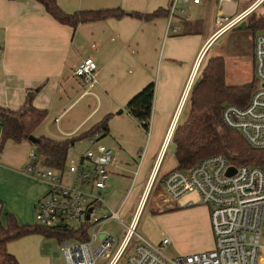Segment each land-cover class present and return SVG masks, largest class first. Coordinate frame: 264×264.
<instances>
[{
    "label": "crops",
    "instance_id": "obj_1",
    "mask_svg": "<svg viewBox=\"0 0 264 264\" xmlns=\"http://www.w3.org/2000/svg\"><path fill=\"white\" fill-rule=\"evenodd\" d=\"M57 1L68 12L69 6L64 0ZM255 1L250 0L249 5L240 8L241 0H224L222 11L224 13L226 5L225 15L234 18L245 13ZM172 2L147 0L141 5L122 4L125 9L105 7H119L127 14L72 27L59 22L37 0H0V107L18 110L32 95L34 105L46 109L49 115L61 107L68 106L64 112L74 108L88 95L97 97L98 105L76 129L65 131L60 128L70 137L99 112L103 102L98 92H104V114L88 124L83 132L110 115V131L94 145L89 140L91 137L86 138L90 145L88 149L96 150L99 144L112 149L116 162L110 167L108 180L122 182L133 176L132 190L140 191L135 210L139 214L149 191L155 186L152 175L156 169L159 170L157 182L177 167L171 152L172 142L166 150L163 147L185 112L188 97L183 99V95L199 55L207 52L224 33L216 34L215 20L221 0H201L199 4L178 2V7L186 9V17L182 21H173L180 27L178 33L168 34V10ZM158 9L166 13L150 20L131 14H148ZM191 13L201 14L200 19H192ZM87 57L94 58L99 66L97 82L93 85L78 81L73 75L74 69ZM131 60L136 71L125 77L122 75L124 63ZM152 82L155 83V97L150 130L145 135V129L126 109L120 114L116 111L125 108L134 95ZM126 119L134 120L131 129L121 125L120 120ZM55 120L59 123L60 117ZM43 122L33 133L38 138L48 137L42 135ZM65 136L51 139H67ZM0 138H3L1 124ZM169 150L171 164L162 172ZM35 152L36 146L31 141L3 140L0 144V224L5 223L7 213L16 216L21 224L37 223L39 202L51 187L25 172L34 162ZM134 155L139 158L132 162L130 159ZM40 159L38 161L42 163ZM172 203L166 209L158 210L156 215L152 214V220L161 230L160 238L155 241L160 243L168 237L170 243L165 249L170 246L179 257L214 248L210 208L202 203L201 197L198 201L190 200L185 206ZM50 239L40 233L29 234L10 240L7 249L20 264H52Z\"/></svg>",
    "mask_w": 264,
    "mask_h": 264
},
{
    "label": "built area",
    "instance_id": "obj_2",
    "mask_svg": "<svg viewBox=\"0 0 264 264\" xmlns=\"http://www.w3.org/2000/svg\"><path fill=\"white\" fill-rule=\"evenodd\" d=\"M199 4L201 0H173L168 10V34L178 33L186 9L178 2ZM221 0L216 15L217 33L225 32L239 24L246 16L264 5L256 0L249 9L234 18L222 11ZM2 49L0 48V55ZM206 51L194 65L183 99L188 97L200 71ZM99 66L94 58L87 57L74 69L78 81L89 85L97 82ZM254 77L258 86L246 106L234 103L225 105L223 123L236 131L256 149H264V31L254 37ZM166 139L163 150L171 141ZM94 145L98 135L91 137ZM2 140L0 138V144ZM25 172L50 185V191L40 200L36 221L39 225L64 233L59 241L67 264H264V245L261 243L264 217V167L231 164L224 155H212L199 161L189 170L173 169L162 179L166 199L176 201L191 191H198L202 203L210 208L215 246L210 250L170 258L164 249L170 243L165 237L153 244L137 232L139 212L134 213L129 224L120 219L119 212L106 209L103 193L107 189L110 167L116 158L111 148L99 144L96 150L88 149L78 161L72 158L64 171L45 166L36 160ZM230 167L235 172L228 174ZM158 169L152 175L156 183ZM186 171V172H183ZM160 179V180H161ZM191 204V203H190ZM97 207L102 214H97ZM92 209V211H90ZM89 215V218L87 217ZM117 218L126 227L123 240L114 251L115 236L101 230L103 219Z\"/></svg>",
    "mask_w": 264,
    "mask_h": 264
},
{
    "label": "trees",
    "instance_id": "obj_3",
    "mask_svg": "<svg viewBox=\"0 0 264 264\" xmlns=\"http://www.w3.org/2000/svg\"><path fill=\"white\" fill-rule=\"evenodd\" d=\"M59 22L77 27L82 23L95 22L108 18H121L127 14L122 8L85 9L73 13L66 12L57 0H37ZM264 7V5H263ZM165 10L158 9L153 13L132 12L133 16L142 19H154L164 15ZM247 18L248 26L264 31V9L259 14L252 12ZM225 59L222 56L207 60L198 76L199 81L192 86L188 95L187 113L175 127L171 138L176 144L174 157L178 170H189L202 159L212 155H224L231 164L255 165L264 167V149H256L248 144L242 135L227 127L222 120V111L226 104L234 103L246 106L252 93L258 86L254 77L251 82L242 85H229L226 82ZM155 97V83H149L126 104L125 109L142 127L150 130L151 115ZM185 113V112H184ZM48 111L40 109L29 96L18 110L0 107V124L3 138L16 143L30 141L35 129L47 118ZM107 115L90 130L82 132L75 138L55 140L40 137L36 146V160L60 171L67 168L69 152L77 139H86L98 135V139L110 131ZM162 183V179L160 180ZM40 233L46 237L61 240L64 233L49 227L35 224H21L16 216L6 214L5 223L0 224V264H20L16 256L7 249L10 240L25 235Z\"/></svg>",
    "mask_w": 264,
    "mask_h": 264
},
{
    "label": "rangeland",
    "instance_id": "obj_4",
    "mask_svg": "<svg viewBox=\"0 0 264 264\" xmlns=\"http://www.w3.org/2000/svg\"><path fill=\"white\" fill-rule=\"evenodd\" d=\"M144 1L147 0H68V2L64 0V3L69 6L68 12L73 13L79 10L101 9L111 6H121L125 9L122 4L141 5ZM249 1L250 0H241V2H239V7H246L250 4ZM229 7L230 6H228V8ZM263 9L264 7L262 6L256 11V13L259 14L263 11ZM226 11V5H224V14L226 13ZM191 17L194 20H198L200 19L201 14L191 13ZM245 21L248 23L250 19L247 18ZM259 31L260 30L254 28L251 25L248 26L247 24L246 26H240L239 24L231 30L228 29L227 31L222 33L216 39L217 41L213 42L208 48L206 52L207 55L205 54L206 56L201 63L198 75H201V70L209 58L220 55L225 59V77L226 82L229 85H242L251 82L254 77V37ZM124 64L126 65L122 69L123 76L128 77L130 74H133L136 71L135 65L133 64L132 60L126 61ZM98 93L103 103L99 109V112L95 116H93L92 120L88 124H91V122H95L97 118L104 114L103 112L105 110V102L103 100L105 99V93ZM97 101V97L88 95L82 100L79 105L75 106L72 109H67L66 112H64V110L68 108V106L61 107L54 113H49L48 117L42 124V126L44 127L42 135L48 136L50 138H64L65 135L64 133H62L61 129L65 131L76 129L81 120L85 118L98 105ZM86 103L88 104V106H85ZM188 103L181 120H183L185 114L187 113ZM119 111L120 109L117 110L116 113L118 114ZM62 112L64 113L62 114ZM56 117H60L59 123L56 122ZM120 121L121 125L128 129H131L133 125L132 123H135L132 119L130 121L127 119ZM135 121L137 120L135 119ZM88 124H86L79 132L71 135L70 137L65 136V138L77 137L87 128ZM145 133V135H147L146 130ZM75 143V146L72 147V150H70L69 152L67 162H69L72 158L78 161L79 156L82 155V153L86 152L90 146L87 139H77ZM91 148L95 147L91 146ZM171 155L172 153L169 150L162 167V172L166 168H168V166H170V158L172 157ZM137 157L139 158L138 155H134L130 160L133 162V160H135L134 158ZM132 181L133 176L128 177L127 180L124 179V181L122 182L117 181V179L114 180L110 178L108 180L107 189L103 193V197L105 199V203L103 205L105 206V208H110L112 211L119 212L120 219L126 224L130 223V220L138 206L140 198V191L137 188L132 190ZM162 194H164V189L162 187V183L158 179V181L155 183L154 188L149 191L143 203L138 221L139 224L137 227V232L153 244H159V242L157 243L155 240H158L160 238L161 230L159 229L160 226H158L156 222L152 220V214L156 215L157 212H159L158 210H164L168 206L173 205L172 201L166 199V195L162 196ZM199 199L200 195L198 191L193 190L189 194H186L182 198L173 202H177L185 206L190 200L198 201ZM96 213L102 214L103 211H101L99 207H97ZM149 217L150 220L148 221ZM100 226L102 231L111 233L115 236L117 240V243L113 249L115 251L120 242L123 240L126 227L117 218H110L108 220L103 219ZM59 241L60 240L55 237L50 239L52 264H67ZM261 243L262 245H264V217ZM164 252L170 258L179 257L174 253L173 249L170 246L164 249ZM96 264H104V262L102 260H98L96 261Z\"/></svg>",
    "mask_w": 264,
    "mask_h": 264
},
{
    "label": "water",
    "instance_id": "obj_5",
    "mask_svg": "<svg viewBox=\"0 0 264 264\" xmlns=\"http://www.w3.org/2000/svg\"><path fill=\"white\" fill-rule=\"evenodd\" d=\"M247 25V22L246 21H243L241 24H240V26H246ZM199 81V79L197 78V80L195 81V84L197 83ZM125 110V108H123V109H120V111L118 112L119 114L120 113H122L123 111ZM29 140L31 141V142H33L34 144H37V143H39V141H40V138H38V137H36V136H34V135H31L30 137H29ZM176 151V144H172L171 145V152L172 153H174ZM235 167H230L229 168V170H228V174H232L233 172H235ZM183 172H186V171H183ZM90 211H92V209H90ZM88 218H89V215L87 216Z\"/></svg>",
    "mask_w": 264,
    "mask_h": 264
}]
</instances>
